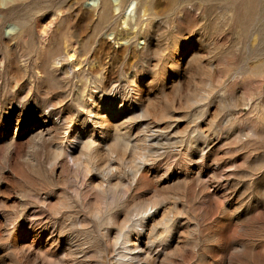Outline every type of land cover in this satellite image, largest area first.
<instances>
[{"label": "rangeland", "instance_id": "obj_1", "mask_svg": "<svg viewBox=\"0 0 264 264\" xmlns=\"http://www.w3.org/2000/svg\"><path fill=\"white\" fill-rule=\"evenodd\" d=\"M109 107L126 155L66 164ZM150 208L149 264H264V0L0 2V264H113Z\"/></svg>", "mask_w": 264, "mask_h": 264}, {"label": "bare ground", "instance_id": "obj_2", "mask_svg": "<svg viewBox=\"0 0 264 264\" xmlns=\"http://www.w3.org/2000/svg\"><path fill=\"white\" fill-rule=\"evenodd\" d=\"M0 2H4V0H0ZM51 26H52V21H50V22H42L41 25H40V32L42 34H45L46 36H48V33H49V30H50ZM14 35L15 34H11V35H9V37L14 36ZM44 44L46 45V43H44ZM97 115L99 116V118L97 120V124L99 125L98 127L100 128V130L97 132V134L100 135V137H98L99 138L98 146L94 147L90 151H86L85 148H87L89 146V144H90L89 138H87L85 135L74 136L73 137L74 140H78V139L80 140V142H81L80 146L82 148L81 149L78 148L79 150L77 148L76 149L74 148L75 150L72 153H70L69 157L66 160V164H73V165L80 164L82 166L83 170L86 173H90L91 172V167L92 166H95L96 168H100V167L101 168H110L111 167L110 166V161H111L113 156L118 157V158L121 159L127 153L125 145L121 144V142H120L121 140L113 135V133H114L113 127L114 126L112 125V123L116 122V121H119V119H120L119 112L118 111L115 112V111H113L112 108L109 107V108L103 109V111L101 113L100 112L97 113ZM13 127H15L14 128V134H13L14 137H15V135H17L19 133V131H20L19 122H16L15 126H13ZM44 127H45V125H42L41 127H39V131L31 139L32 142H35L36 140L37 141L38 140L39 141L42 140L43 133H45L46 130H47ZM125 130H126L125 131L126 135L130 134L129 129H127V127H125ZM90 133H92V132H90ZM71 135H73V134H71ZM148 135H149V133H148ZM29 136H30V133H29ZM14 137H13V139H14ZM9 138H10V136H9ZM90 138L92 139V137H90ZM139 148H140L141 151L148 150V147H145V146H141ZM15 151H16V149H15ZM134 159H135V155H133L131 157L129 163H132ZM90 180H91L90 183L94 187H100L101 186V183L97 179L92 178ZM150 211H151L150 213H148V212L146 213V216L144 217V221H142V222H144V223H142V224H144L142 226V231L141 232H136V239L129 238L126 241L128 253L124 254V255H121V254L117 255L116 254L119 259L118 260H114L113 264H141V263L142 264H149L148 263L149 262V257H150V255L152 253L153 242H154L153 239H154L155 236H158L159 234H158V232H155L154 234H151L148 230L157 223L156 220H157L158 216L160 217L159 210L157 208H155V209L150 208ZM2 222H4V221H2ZM163 226H165V223H163ZM30 228H32V227H30ZM45 229H47V228H45ZM16 232H18V231H16ZM132 233H133V231H132ZM53 234H51V236ZM54 241H55L54 238L48 237L47 240H46V243L51 246L54 243ZM150 243L152 245H150ZM54 252H55V248H54ZM67 252H68L69 255L74 253L72 251L71 247L67 248Z\"/></svg>", "mask_w": 264, "mask_h": 264}]
</instances>
